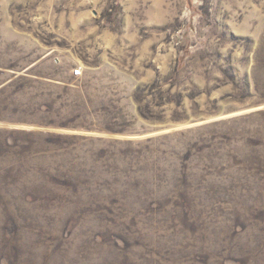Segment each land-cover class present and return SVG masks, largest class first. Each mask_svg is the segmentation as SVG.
<instances>
[{
  "label": "rangeland",
  "instance_id": "obj_1",
  "mask_svg": "<svg viewBox=\"0 0 264 264\" xmlns=\"http://www.w3.org/2000/svg\"><path fill=\"white\" fill-rule=\"evenodd\" d=\"M0 264H264V0H0Z\"/></svg>",
  "mask_w": 264,
  "mask_h": 264
},
{
  "label": "built area",
  "instance_id": "obj_2",
  "mask_svg": "<svg viewBox=\"0 0 264 264\" xmlns=\"http://www.w3.org/2000/svg\"><path fill=\"white\" fill-rule=\"evenodd\" d=\"M74 74H75V75H79V72H78V71H74Z\"/></svg>",
  "mask_w": 264,
  "mask_h": 264
}]
</instances>
